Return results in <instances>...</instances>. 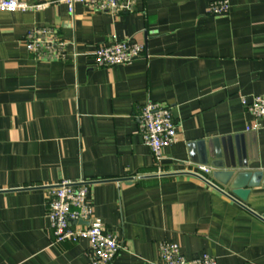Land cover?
Returning a JSON list of instances; mask_svg holds the SVG:
<instances>
[{
    "label": "crops",
    "instance_id": "obj_1",
    "mask_svg": "<svg viewBox=\"0 0 264 264\" xmlns=\"http://www.w3.org/2000/svg\"><path fill=\"white\" fill-rule=\"evenodd\" d=\"M35 4L52 0H22ZM138 0L131 12L75 4L0 13V264H87V239L56 243L46 193L60 182H86L104 230L120 250L110 264H160L161 243L187 260L264 264V122L240 103L264 95V0ZM34 27L67 43L66 60L36 59L25 45ZM129 40L143 54L95 68L101 43ZM169 107L177 141L156 161L139 135L140 108ZM230 138L246 145L260 185L240 204L189 175L201 145ZM210 173V174H211ZM210 174L205 176L212 181ZM218 186V185H217ZM248 210H246V209Z\"/></svg>",
    "mask_w": 264,
    "mask_h": 264
},
{
    "label": "built area",
    "instance_id": "obj_2",
    "mask_svg": "<svg viewBox=\"0 0 264 264\" xmlns=\"http://www.w3.org/2000/svg\"><path fill=\"white\" fill-rule=\"evenodd\" d=\"M138 0H52L28 4L22 0H0V13L37 12L48 5L64 4L73 13L75 4H82L88 10L97 12H131ZM229 11L227 0L212 2L207 14L226 15ZM24 45L36 59L45 62L66 60L67 43L59 39L48 27H34L25 36ZM142 44L129 40L98 44L91 53L95 68H111L127 65L143 54ZM240 103L252 117L253 122L247 131H257L264 122V95L252 96L248 102L240 98ZM139 135L144 145L150 148L154 160H161L164 148L177 141V126L172 120L171 109L148 101L140 108ZM200 178L211 173V168L196 165L188 171ZM86 182L63 181L49 186L46 193V215L50 230L56 243L68 241L76 243L79 239L89 241L92 255L87 264H110L120 250L116 238L104 230L101 220L95 216ZM160 264H217V260L203 254L199 258L187 260L177 244L161 243L159 246Z\"/></svg>",
    "mask_w": 264,
    "mask_h": 264
},
{
    "label": "water",
    "instance_id": "obj_3",
    "mask_svg": "<svg viewBox=\"0 0 264 264\" xmlns=\"http://www.w3.org/2000/svg\"><path fill=\"white\" fill-rule=\"evenodd\" d=\"M191 157L194 162L213 168L210 176L216 185L196 175H189L200 179L238 204L240 203L236 199L245 202L251 189L258 187L263 178L260 172L244 170L247 168L246 145L242 140L235 139L234 144L230 138L220 142L214 140L211 145H201L197 158ZM251 213L264 222V215Z\"/></svg>",
    "mask_w": 264,
    "mask_h": 264
}]
</instances>
